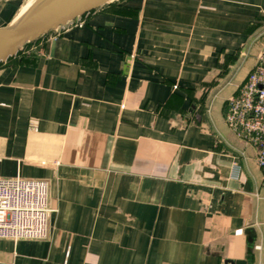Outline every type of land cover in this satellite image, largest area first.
<instances>
[{"label": "crops", "instance_id": "obj_1", "mask_svg": "<svg viewBox=\"0 0 264 264\" xmlns=\"http://www.w3.org/2000/svg\"><path fill=\"white\" fill-rule=\"evenodd\" d=\"M263 49L264 0H114L1 63L0 177L52 213L0 264H264V173L226 124Z\"/></svg>", "mask_w": 264, "mask_h": 264}, {"label": "built area", "instance_id": "obj_2", "mask_svg": "<svg viewBox=\"0 0 264 264\" xmlns=\"http://www.w3.org/2000/svg\"><path fill=\"white\" fill-rule=\"evenodd\" d=\"M226 124L241 141L256 148L257 164L264 173V49L228 99ZM51 213L47 181L0 177V239H46Z\"/></svg>", "mask_w": 264, "mask_h": 264}, {"label": "water", "instance_id": "obj_3", "mask_svg": "<svg viewBox=\"0 0 264 264\" xmlns=\"http://www.w3.org/2000/svg\"><path fill=\"white\" fill-rule=\"evenodd\" d=\"M114 0H37L18 21L0 28V64L23 47ZM233 264H247L237 261Z\"/></svg>", "mask_w": 264, "mask_h": 264}, {"label": "bare ground", "instance_id": "obj_4", "mask_svg": "<svg viewBox=\"0 0 264 264\" xmlns=\"http://www.w3.org/2000/svg\"><path fill=\"white\" fill-rule=\"evenodd\" d=\"M37 0H32L31 2H30V4L26 7V9L24 10V12L20 15V17L18 18V20L21 18V17H23V15H25L27 12H28V10L34 5V3L36 2ZM17 20V21H18Z\"/></svg>", "mask_w": 264, "mask_h": 264}, {"label": "trees", "instance_id": "obj_5", "mask_svg": "<svg viewBox=\"0 0 264 264\" xmlns=\"http://www.w3.org/2000/svg\"><path fill=\"white\" fill-rule=\"evenodd\" d=\"M30 44V43H29ZM29 44H27V45H29Z\"/></svg>", "mask_w": 264, "mask_h": 264}, {"label": "rangeland", "instance_id": "obj_6", "mask_svg": "<svg viewBox=\"0 0 264 264\" xmlns=\"http://www.w3.org/2000/svg\"><path fill=\"white\" fill-rule=\"evenodd\" d=\"M240 72V71H239ZM238 74V73H237Z\"/></svg>", "mask_w": 264, "mask_h": 264}]
</instances>
